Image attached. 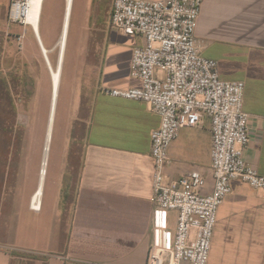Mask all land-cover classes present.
Returning a JSON list of instances; mask_svg holds the SVG:
<instances>
[{"label":"crops","instance_id":"obj_1","mask_svg":"<svg viewBox=\"0 0 264 264\" xmlns=\"http://www.w3.org/2000/svg\"><path fill=\"white\" fill-rule=\"evenodd\" d=\"M47 1L49 27L55 32L43 42L40 28ZM8 8L9 2L1 0L0 168L5 165L8 171L0 174V244L12 250H0V264H65L66 259L145 264L152 243L172 248L176 212L160 209L152 201L150 135L159 127L160 117L142 100L102 91L139 86L130 69L132 49L143 44V38L112 27L113 0H71L70 4L67 0H42L39 35L29 27L36 49L42 52L38 36L50 63L49 54L59 46L64 26L67 45L74 12L73 28L78 31L67 124L56 136L53 155L47 151L43 163L46 134L38 137L42 145H35L37 136L31 134L42 108L43 82L34 90L19 68L25 61L40 62V55L23 53L26 34L16 30L17 23L8 21ZM195 36L200 53L217 61L221 79L244 82L243 109L249 114L250 141L243 157L264 174V0H203ZM42 58L46 71L49 65L43 53ZM47 97L43 105L46 130L51 86ZM8 110L14 114V129H23V133L9 132ZM168 154L171 161L164 168L165 181L195 169L205 176L204 192L211 191L208 117L195 127H182ZM47 162L53 170L46 189L47 174L41 176V171L44 167L45 173ZM10 169L14 173L11 182ZM37 190L40 206L33 209ZM207 264H264L262 190L240 179L231 182V192L218 207Z\"/></svg>","mask_w":264,"mask_h":264},{"label":"built area","instance_id":"obj_2","mask_svg":"<svg viewBox=\"0 0 264 264\" xmlns=\"http://www.w3.org/2000/svg\"><path fill=\"white\" fill-rule=\"evenodd\" d=\"M202 1L113 0L112 27L143 38L131 57L130 75L139 86L102 91L142 100L159 115V127L150 135L152 201L160 209L176 212L172 248L152 243L145 264H207L218 207L231 192V182L240 179L264 194V174L243 157L250 141L249 114L243 109L244 82L221 79L217 61L200 53L195 31ZM29 2L11 0L8 21L31 27ZM204 117L211 122L213 187L208 193L199 170L164 180V168L171 161L170 144L182 127H195ZM0 250L12 248L0 244ZM65 264L104 263L66 259Z\"/></svg>","mask_w":264,"mask_h":264},{"label":"rangeland","instance_id":"obj_3","mask_svg":"<svg viewBox=\"0 0 264 264\" xmlns=\"http://www.w3.org/2000/svg\"><path fill=\"white\" fill-rule=\"evenodd\" d=\"M1 1V0H0ZM4 1H8L9 5H10V1L11 0H4ZM9 9V8H8ZM75 12L71 15V27L69 30V36H68V40H67V45H66V50H65V57L64 59H62V63L64 61L63 65V73H62V79H61V87H60V92H59V96H58V103H57V109H56V117L55 120L52 124V131H51V136L49 139V145H48V150L47 151H51V154L49 155H53L54 150L56 149V136L57 134L60 132V130H63L65 128V125L67 124L66 122V115L68 114V107H67V101L69 98V90H70V86L72 84V76L74 73V66H73V61H72V57L74 55V52L77 48V37H78V31H76L73 26L75 23ZM51 14H50V7H49V2L47 1L46 4L44 5V10H43V14H42V21H41V28H40V34L42 36V40L43 42H45L46 37H53L54 34V30L51 29V27H49L50 25H52L51 23ZM51 22V23H49ZM23 25H18V23L16 24V30L20 33H25L26 37L23 40V45H24V50L23 53H28V54H33V55H40V62L38 60H29V61H25L24 64H20L19 68L22 70V72L26 73V82L27 84L32 87V85L35 87L34 90H36L37 87H39V84L41 82H43L42 84V98H41V105L42 108L39 109V118L36 119V121H34V128H33V132L31 134H34L35 136H37V140L35 141V145L39 144L42 145L43 141L40 140L38 143V137H43L46 134V125L45 121H46V115L43 114L44 112V108L43 105H45V97L48 96V89L51 86V78H50V74L48 71V68H45L46 71L44 70V66H43V58H42V52H40V50L38 51L35 47L34 44V35L33 32L31 30V28L29 27V25H26V27ZM46 36V37H45ZM38 47V46H37ZM21 50V48H20ZM19 53H22L21 51H19ZM59 54V46L56 47V51H54L53 53L49 54V57L51 59V64L52 66L55 64L56 62V58L57 55ZM63 54V56H64ZM50 61V60H49ZM61 65V66H62ZM46 67V66H45ZM54 67V66H53ZM42 80V81H41ZM13 81L16 83V79ZM12 81V82H13ZM13 90H15V93L17 92L16 88H14ZM47 91V92H46ZM10 103L13 104V94L10 92ZM15 98L18 99L17 96H14ZM48 98V97H47ZM9 103V105H10ZM16 104H19V102H16ZM16 106V105H15ZM15 108V107H14ZM47 109V107H46ZM15 111V110H14ZM13 111V112H14ZM12 110H8V116L6 118H8L9 120V132L10 133H23V129L22 130H15L14 129V125H12V119L14 118V114L11 113ZM47 112V110H46ZM14 121V120H13ZM32 127L33 126H29V131H32ZM48 157V156H47ZM5 168V169H4ZM4 168L1 169L0 168V174L2 173L1 171H8L6 170V167L4 165ZM52 166L51 164H49V162H47V166H45V175H46V189L51 181V177H52ZM9 173H13L12 169L9 170ZM14 174V173H13ZM13 174L12 176L9 175V182H11V180H13Z\"/></svg>","mask_w":264,"mask_h":264},{"label":"bare ground","instance_id":"obj_4","mask_svg":"<svg viewBox=\"0 0 264 264\" xmlns=\"http://www.w3.org/2000/svg\"><path fill=\"white\" fill-rule=\"evenodd\" d=\"M67 1H68V4H70L71 0H67ZM41 3H42V0H30V2H29L30 7H29V10L27 13L28 22L31 24L32 30L34 31V33H37V35H39V33H38V20H39V15H40V10H41ZM67 14H68V10H67ZM65 36H66V32H65V26H64L62 29L61 38L59 41V54L57 57L58 59H57V64H56L55 68L52 66V64L49 61L47 49L45 48V46L42 45V42L39 39L40 40L39 44L41 46L42 53L44 54V57L47 60V64L49 65L48 69H49L50 78H51V96H52L51 108H50L48 125H47V130H46V141H45V146H44L43 163L46 161L47 150L49 148L48 143H49V139H50L51 131H52V124H53L52 120H53V115L55 114L53 106L55 104L56 97L58 94V89H59L58 87H59V83H60L61 67H62L61 63H62L65 44H66ZM43 174H44V167L42 168L41 176ZM39 206H40V191L37 190V192L32 197V208L33 209H39Z\"/></svg>","mask_w":264,"mask_h":264},{"label":"water","instance_id":"obj_5","mask_svg":"<svg viewBox=\"0 0 264 264\" xmlns=\"http://www.w3.org/2000/svg\"><path fill=\"white\" fill-rule=\"evenodd\" d=\"M54 107V106H53Z\"/></svg>","mask_w":264,"mask_h":264}]
</instances>
